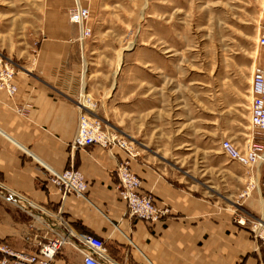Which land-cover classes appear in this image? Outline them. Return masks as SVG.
Instances as JSON below:
<instances>
[{"label":"rangeland","instance_id":"obj_1","mask_svg":"<svg viewBox=\"0 0 264 264\" xmlns=\"http://www.w3.org/2000/svg\"><path fill=\"white\" fill-rule=\"evenodd\" d=\"M80 1L92 34L81 44L76 25L84 77L76 101L91 99L104 132L178 183L219 185L227 200L251 194L264 162L240 165L220 143L243 152L252 142L264 146V132L250 123L252 75L264 64V0ZM47 5L0 0V56L15 72L12 60L38 46ZM2 247L10 246L0 241V264Z\"/></svg>","mask_w":264,"mask_h":264},{"label":"crops","instance_id":"obj_2","mask_svg":"<svg viewBox=\"0 0 264 264\" xmlns=\"http://www.w3.org/2000/svg\"><path fill=\"white\" fill-rule=\"evenodd\" d=\"M74 3L48 0L37 48L12 60L17 93L0 91V241L33 252L54 237L44 220L61 217L75 232L103 239L115 264H264V243L239 224L263 211V172L251 194L227 200L219 185L180 184L118 145L72 148L79 106L94 105L91 99L76 101L84 77L79 29L69 21ZM125 162L169 215L158 222L130 215L117 191V169ZM48 168L82 172L85 196L65 197ZM55 264H83V257L68 242Z\"/></svg>","mask_w":264,"mask_h":264},{"label":"built area","instance_id":"obj_3","mask_svg":"<svg viewBox=\"0 0 264 264\" xmlns=\"http://www.w3.org/2000/svg\"><path fill=\"white\" fill-rule=\"evenodd\" d=\"M69 18L72 24L79 27V40L83 44L92 34L89 27V8L84 6L80 0H77L76 5L70 11ZM257 43L264 52V7ZM15 75L13 64L5 62L0 56V91H5L10 97H13L18 90L15 84ZM252 96L250 123L258 132H264V64L258 66L253 72ZM90 110L92 109L81 105L79 107L78 130L72 142V148L78 150L92 145L109 147L117 144L131 158H136L138 154L131 144L119 139H113L104 132L99 117ZM220 147L230 160L236 161L247 168L264 162V146L258 142H252L248 145L245 152L241 151L230 140H223L220 143ZM47 170L50 181L60 189L65 197L69 195L85 196L88 184L82 172L77 169L55 171L48 168ZM117 174L120 180L117 191L120 198L125 201L131 216L149 222H158L162 217L169 215L170 209L168 207L160 208L154 197L144 192L143 183L140 177L131 170L129 162H125L118 167ZM12 195L14 198L16 197L14 194ZM15 199L18 200L17 197ZM262 203L263 211L260 216L251 217L248 220L240 219L239 224L248 226L255 238L264 243V195ZM44 221L48 233H53L54 237L46 243H38V248L33 252L2 247L1 250L6 252L7 257L1 264H55L58 253L68 242H71L74 248L82 255L83 264H115L109 257L106 243L103 239L95 235L75 232L61 217L54 221L48 217ZM61 226H65L68 231L66 233L59 231Z\"/></svg>","mask_w":264,"mask_h":264}]
</instances>
